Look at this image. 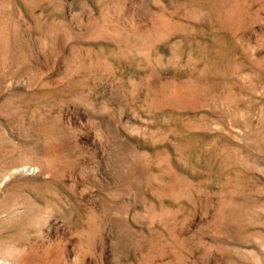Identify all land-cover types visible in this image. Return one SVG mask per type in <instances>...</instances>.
I'll return each mask as SVG.
<instances>
[{
  "label": "rangeland",
  "instance_id": "obj_1",
  "mask_svg": "<svg viewBox=\"0 0 264 264\" xmlns=\"http://www.w3.org/2000/svg\"><path fill=\"white\" fill-rule=\"evenodd\" d=\"M0 264H264V0H0Z\"/></svg>",
  "mask_w": 264,
  "mask_h": 264
}]
</instances>
